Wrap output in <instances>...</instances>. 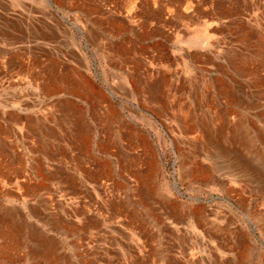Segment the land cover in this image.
I'll list each match as a JSON object with an SVG mask.
<instances>
[{
    "label": "rangeland",
    "instance_id": "1",
    "mask_svg": "<svg viewBox=\"0 0 264 264\" xmlns=\"http://www.w3.org/2000/svg\"><path fill=\"white\" fill-rule=\"evenodd\" d=\"M0 264H264V0H0Z\"/></svg>",
    "mask_w": 264,
    "mask_h": 264
},
{
    "label": "crops",
    "instance_id": "2",
    "mask_svg": "<svg viewBox=\"0 0 264 264\" xmlns=\"http://www.w3.org/2000/svg\"><path fill=\"white\" fill-rule=\"evenodd\" d=\"M62 22L64 21L63 18H61ZM165 85V80H160V87H157L156 89H160V93L163 92ZM163 87V88H162ZM155 89V88H154ZM161 95V94H160ZM85 135V134H84ZM33 138V137H30ZM37 138V137H34ZM44 139L43 145H44V152L40 155L33 154L30 150V148H33V142H29V164L28 169L34 174L33 180L36 181L32 185L35 187H40V182L44 184V186H50L53 188V191H51V196H64V197H78L82 196L81 191L83 189V183H79L76 181V179H72L69 175L70 171L74 168V170H78L77 167L79 162H82L81 168H83L84 164L90 165V170H86L85 172L94 171L92 165L94 164V161L85 153L79 152V149H72L69 147L66 141H63L59 139V136L52 135V136H43ZM32 144V145H31ZM34 145H36L34 143ZM32 146V147H31ZM35 148V147H34ZM25 157V154L23 155ZM41 157L42 160L45 162V167L43 168V172H40L38 174L37 168L35 166L36 159L38 157ZM85 164V165H86ZM24 169V168H23ZM21 170V168H20ZM23 172L20 173V177L23 175ZM22 178V177H21ZM91 179H88L85 175V181L87 186H92L94 183L92 181H88ZM93 180V179H92ZM74 182L75 186H72L71 182ZM38 182V183H37ZM72 182V183H73ZM74 187V188H72ZM78 187V188H77ZM42 190H38L35 196H39L40 192ZM38 194V195H37ZM48 193L46 192L45 197H48ZM41 196V195H40Z\"/></svg>",
    "mask_w": 264,
    "mask_h": 264
},
{
    "label": "bare ground",
    "instance_id": "3",
    "mask_svg": "<svg viewBox=\"0 0 264 264\" xmlns=\"http://www.w3.org/2000/svg\"><path fill=\"white\" fill-rule=\"evenodd\" d=\"M166 78V77H165ZM219 81V80H218ZM163 88V87H162ZM161 89V88H160ZM164 89V88H163ZM163 91V90H162ZM227 92V91H226ZM225 92V93H226ZM165 93V92H164ZM156 94V93H155ZM152 95V94H151ZM210 95V94H209ZM229 95V94H228ZM159 96H161V95H159ZM226 97V96H225ZM163 99V98H162ZM203 99V98H202ZM161 102H162V100H161ZM175 102V101H174ZM179 102V101H178ZM161 104V103H160ZM162 104H164V103H162ZM185 110H187V109H185ZM11 119V118H10ZM189 128V127H188ZM209 128V127H208ZM220 128V127H219ZM206 129V128H205ZM223 132V131H222ZM205 133V132H204ZM209 133V132H208ZM222 134V133H221ZM207 135V134H206ZM218 135V134H217ZM220 136V135H219ZM222 137V136H221ZM221 137H219V138H221ZM207 138V137H206ZM209 138V137H208ZM212 139H213V137H211ZM218 138V137H217ZM233 139V138H232ZM221 141V140H220ZM229 141H231V140H229ZM207 142V141H206ZM233 142V141H232ZM214 143V142H213ZM217 143H218V141H217ZM219 144H220V142H219ZM223 145V144H222ZM215 146H217V145H215ZM219 147H220V145H219ZM220 149V148H219ZM224 149V148H223ZM230 149V148H229ZM208 150V149H207ZM224 151V150H223ZM207 152H209V151H207ZM210 154V153H209ZM233 154V153H232ZM224 155V154H223ZM166 210V209H165ZM167 212V211H166ZM4 222H6V221H4ZM17 224V223H16ZM8 225V224H7ZM5 227V226H4ZM16 227V226H15ZM9 230V229H8ZM20 231V230H19ZM31 232V231H30ZM4 234V233H3ZM47 239V238H46ZM12 240V239H11ZM32 241V240H31ZM9 249L11 248V247H8ZM3 250L6 252V250H7V247L4 249L3 248ZM3 250H2V253H3ZM5 254V253H4ZM2 255V254H1ZM24 256V255H23ZM239 259V258H238ZM54 260V259H53ZM56 260V259H55ZM52 262V261H51Z\"/></svg>",
    "mask_w": 264,
    "mask_h": 264
}]
</instances>
